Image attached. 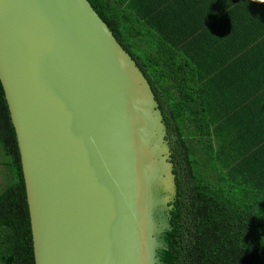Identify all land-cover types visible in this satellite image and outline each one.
<instances>
[{
    "label": "water",
    "instance_id": "1",
    "mask_svg": "<svg viewBox=\"0 0 264 264\" xmlns=\"http://www.w3.org/2000/svg\"><path fill=\"white\" fill-rule=\"evenodd\" d=\"M0 81L35 264H162L176 195L152 87L88 0H0Z\"/></svg>",
    "mask_w": 264,
    "mask_h": 264
},
{
    "label": "trees",
    "instance_id": "2",
    "mask_svg": "<svg viewBox=\"0 0 264 264\" xmlns=\"http://www.w3.org/2000/svg\"><path fill=\"white\" fill-rule=\"evenodd\" d=\"M88 1L148 79L167 128L176 195L161 263L264 264V162L241 140L248 133L238 115L243 107L219 110L214 119L208 94L193 87L198 79L188 76V62L150 27L136 0ZM0 147L12 180L0 191V264H35L21 157L1 81Z\"/></svg>",
    "mask_w": 264,
    "mask_h": 264
},
{
    "label": "crops",
    "instance_id": "3",
    "mask_svg": "<svg viewBox=\"0 0 264 264\" xmlns=\"http://www.w3.org/2000/svg\"><path fill=\"white\" fill-rule=\"evenodd\" d=\"M135 6L188 62V76L198 79L193 87L199 96L208 94L214 119L219 110L243 107L238 115L248 133L241 140L264 162V17L258 16L264 0H136ZM235 123L241 128L239 119Z\"/></svg>",
    "mask_w": 264,
    "mask_h": 264
},
{
    "label": "rangeland",
    "instance_id": "4",
    "mask_svg": "<svg viewBox=\"0 0 264 264\" xmlns=\"http://www.w3.org/2000/svg\"><path fill=\"white\" fill-rule=\"evenodd\" d=\"M4 160H5V157L0 147V191H2L6 187V185H8L12 181L11 176H8L9 172L2 164Z\"/></svg>",
    "mask_w": 264,
    "mask_h": 264
}]
</instances>
